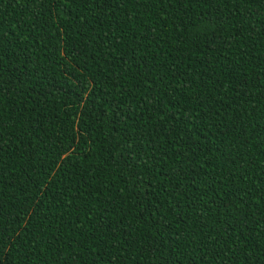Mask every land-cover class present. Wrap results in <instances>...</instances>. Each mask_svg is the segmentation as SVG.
Here are the masks:
<instances>
[{"label":"trees","instance_id":"trees-1","mask_svg":"<svg viewBox=\"0 0 264 264\" xmlns=\"http://www.w3.org/2000/svg\"><path fill=\"white\" fill-rule=\"evenodd\" d=\"M0 264H264V0H0Z\"/></svg>","mask_w":264,"mask_h":264}]
</instances>
